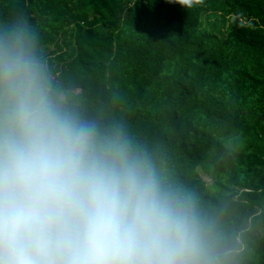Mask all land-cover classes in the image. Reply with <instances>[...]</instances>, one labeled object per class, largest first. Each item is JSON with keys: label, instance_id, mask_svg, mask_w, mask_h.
<instances>
[{"label": "trees", "instance_id": "obj_1", "mask_svg": "<svg viewBox=\"0 0 264 264\" xmlns=\"http://www.w3.org/2000/svg\"><path fill=\"white\" fill-rule=\"evenodd\" d=\"M15 11L64 98L123 123L219 218L237 264H264V0H0ZM210 12L228 28H202Z\"/></svg>", "mask_w": 264, "mask_h": 264}, {"label": "clouds", "instance_id": "obj_2", "mask_svg": "<svg viewBox=\"0 0 264 264\" xmlns=\"http://www.w3.org/2000/svg\"><path fill=\"white\" fill-rule=\"evenodd\" d=\"M241 251L123 123L64 98L26 13L0 18V264H237Z\"/></svg>", "mask_w": 264, "mask_h": 264}, {"label": "rangeland", "instance_id": "obj_3", "mask_svg": "<svg viewBox=\"0 0 264 264\" xmlns=\"http://www.w3.org/2000/svg\"><path fill=\"white\" fill-rule=\"evenodd\" d=\"M232 21V16L223 15L215 12L204 13L203 18L201 19V27L212 30V31H219V30H226L228 25ZM203 178L206 181H209V178L206 175H203Z\"/></svg>", "mask_w": 264, "mask_h": 264}]
</instances>
